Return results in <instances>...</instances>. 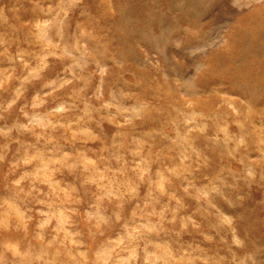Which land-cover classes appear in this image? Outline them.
Returning <instances> with one entry per match:
<instances>
[{
    "label": "rangeland",
    "instance_id": "rangeland-1",
    "mask_svg": "<svg viewBox=\"0 0 264 264\" xmlns=\"http://www.w3.org/2000/svg\"><path fill=\"white\" fill-rule=\"evenodd\" d=\"M0 264H264V0H0Z\"/></svg>",
    "mask_w": 264,
    "mask_h": 264
}]
</instances>
